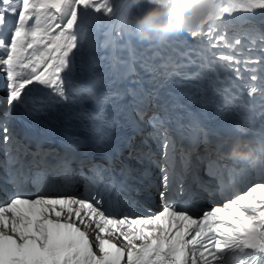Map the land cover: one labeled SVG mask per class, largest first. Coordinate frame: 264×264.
<instances>
[{
  "label": "snow or ice",
  "instance_id": "snow-or-ice-1",
  "mask_svg": "<svg viewBox=\"0 0 264 264\" xmlns=\"http://www.w3.org/2000/svg\"><path fill=\"white\" fill-rule=\"evenodd\" d=\"M150 2L159 3L160 0ZM89 9L98 13L102 10L108 14L113 12L109 0H0V30L7 26L9 17H15L10 36H0V72L6 77L9 104L20 102L25 89L34 82L50 86L53 78L62 79L59 73L72 63L70 53L74 49L83 48V37L80 35L82 17ZM237 11L264 16V0H221L217 16L206 21L199 30L186 35L197 38V43L207 48H216L218 45L212 35L205 43V33L212 34L215 29V37L227 40L221 34L223 21L220 24L216 21ZM42 20L45 22L44 26ZM257 41L260 42L259 65L250 69L252 75L249 77L253 82L264 79L256 74L264 70V34H257L252 38L253 45ZM241 44L242 40L236 38L228 46L235 50ZM38 45H42L45 51L39 55L27 54L29 49H35ZM151 59L152 57L145 59L143 67L145 71L153 73V81L157 76L167 78L179 74L176 70L181 65L174 61L165 59L163 64L154 65L149 64ZM229 59L235 61L236 57ZM192 62L194 61H190ZM120 65H127L129 72L134 71L132 60H124L118 54L111 58L109 69L115 72ZM169 68L172 70L169 71ZM20 70H30V75L21 78ZM259 90L252 86L247 94L251 97ZM58 94L63 96V89H59ZM154 94L153 91L145 93V96ZM3 132L7 143L12 136L7 127ZM164 147L167 149L168 144L165 143ZM17 162L13 160V163ZM260 164V178L254 184L245 188L243 194L234 193L229 196L222 206L204 212L202 219L193 218L190 210L177 202L176 197L183 195L185 189L182 184L177 189L176 177L166 170H162L163 190L159 193L164 207L158 214L146 217L111 216L104 206L100 192L91 193L88 198H33L25 192L18 176L13 175L12 179L17 184L16 192L7 204L0 206V264H120V257L124 253L115 244L102 239L101 234L120 229L122 235L125 227L137 225H156L157 230L144 232L141 228L132 236L125 237L131 245L127 252L128 264H185L183 257L188 244L193 246V252H199L203 264H212L214 260H221L223 264H264V160ZM19 175L23 173L19 172ZM256 193L260 195L257 196ZM44 206H49L51 212L61 218L62 212L55 210L56 206H60L64 212V222L49 219L45 215L47 209ZM21 207L28 212L20 211ZM222 212H226L230 219H223L219 215ZM5 213H11L12 218L5 219ZM86 217L93 220L98 230L96 245L90 242L86 233L74 222H69L76 219L83 224ZM166 218L177 223L165 226ZM189 226H195L196 231L186 241ZM9 228L13 235L5 234L4 230ZM149 239L151 243L140 247L134 243ZM205 239L212 242L214 251L208 249ZM94 246L103 253L102 258L93 254ZM224 250L227 253L217 255ZM206 252L211 259L204 258ZM229 254L231 260L228 258ZM192 264H198L194 257Z\"/></svg>",
  "mask_w": 264,
  "mask_h": 264
},
{
  "label": "bare ground",
  "instance_id": "bare-ground-1",
  "mask_svg": "<svg viewBox=\"0 0 264 264\" xmlns=\"http://www.w3.org/2000/svg\"><path fill=\"white\" fill-rule=\"evenodd\" d=\"M128 0H109L111 6L113 7V11L116 6H119L120 4L124 6V4ZM113 12L111 14H108L104 12L103 10L101 12H95L94 10H87L82 17V25H81V32L80 35L83 37L82 43L83 48L82 49H74L73 53H70V59L72 60V63L64 68L61 72H64L61 74L59 73V76L62 77V79L57 80L56 78H53L52 85L48 86V88L54 89L60 84H72L77 85V83L87 82L89 84H92V80L95 77V71L97 72V77H101V80L103 83L107 84V88L110 90V93H119V95H114L116 98H119L125 91L124 82L120 80L118 75H116L115 72L110 71L109 65L111 63V52L109 48H105L102 51V54L100 56V52H97L95 50L94 45V36L97 33L96 28V21H98L99 24V32L102 33L105 31V33L100 34L102 37L101 41H105L108 38V34L110 32L109 26L111 23ZM222 18L220 20H217L216 23L220 24L222 21ZM225 22V20H224ZM204 27H207L205 25ZM241 24H236V26H233L232 35L230 39H227L225 41L229 43H234V40L236 38H240L242 40V44L240 46H237L239 50H237L238 54L233 55L236 57V60H233L234 64H238L243 60V56L245 54L248 55V57H252L250 55L255 54L253 57L254 60L259 62L257 59L259 57V41H257L256 45H253L252 38L254 36H250V43H246L245 45H248V47L245 46L243 48V43L245 42V38L241 36ZM262 31L259 34H264V27L261 28ZM214 32V30H213ZM226 32V31H225ZM252 34L255 32H251ZM212 37H215L214 34H211ZM257 35V34H256ZM210 36V33H205L204 40L205 43L207 42L208 38ZM179 43H183L180 39H183L181 36L178 37ZM184 42L191 47H194L195 45H200L197 43V38H192V40H186L183 39ZM233 40V41H232ZM229 45V44H228ZM176 47L184 46V44L175 45ZM157 47V46H156ZM225 48H228V50L233 51L232 47L225 46ZM168 50V49H167ZM176 51H173L175 53ZM136 53V52H135ZM154 51H147L142 52V55L138 57V60L144 64L145 59L148 57H152L155 59V61H160L159 56L154 55ZM226 53H230L229 51ZM74 54V55H73ZM232 56V57H233ZM104 58V59H102ZM150 62V60L148 61Z\"/></svg>",
  "mask_w": 264,
  "mask_h": 264
},
{
  "label": "clouds",
  "instance_id": "clouds-1",
  "mask_svg": "<svg viewBox=\"0 0 264 264\" xmlns=\"http://www.w3.org/2000/svg\"><path fill=\"white\" fill-rule=\"evenodd\" d=\"M137 5L148 4V8L140 16L132 20L131 31L142 42L156 41L164 43L173 36L186 34L199 28L218 14L221 0H135ZM231 158L250 160L251 151L240 150L234 145Z\"/></svg>",
  "mask_w": 264,
  "mask_h": 264
},
{
  "label": "rangeland",
  "instance_id": "rangeland-1",
  "mask_svg": "<svg viewBox=\"0 0 264 264\" xmlns=\"http://www.w3.org/2000/svg\"><path fill=\"white\" fill-rule=\"evenodd\" d=\"M130 3H133V4H135V3L133 2V0H132V1H130ZM145 5H147V7H146L145 9H147V8H148V4H147V3L143 4L142 6H145Z\"/></svg>",
  "mask_w": 264,
  "mask_h": 264
}]
</instances>
